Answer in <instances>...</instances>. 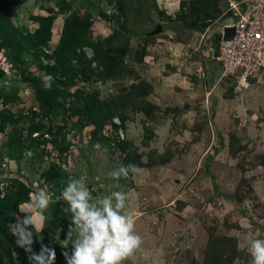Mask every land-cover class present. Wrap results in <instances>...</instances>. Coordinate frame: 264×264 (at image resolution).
Instances as JSON below:
<instances>
[{"label": "rangeland", "instance_id": "rangeland-1", "mask_svg": "<svg viewBox=\"0 0 264 264\" xmlns=\"http://www.w3.org/2000/svg\"><path fill=\"white\" fill-rule=\"evenodd\" d=\"M9 6L2 25L17 35L6 44L0 37L7 45L0 50V201L18 185L26 191L9 201L6 236L13 253L0 235V262L37 264L40 257L49 264L54 253L51 264H67L72 247L63 241L72 217L61 191L69 177H84L93 196L126 193L125 214L136 218L143 243L123 264H252L244 236L264 239V68L245 87L218 81L211 57L230 16L227 1L21 0ZM49 16L47 45L29 47L38 19ZM66 18L71 29L85 27L89 43L101 45L118 66L113 76L102 78L87 46L76 49L89 62L82 81L75 76L65 85V77L42 68L55 66L50 53ZM157 26L160 32L150 35ZM21 74L41 89L56 84L58 111L41 109ZM76 91L104 103L101 129L64 112L70 103L80 107ZM120 120L122 139L112 126ZM129 163L142 171L119 180L109 175ZM40 189L51 202L42 214L31 212L36 224L27 226L30 242L23 243L13 226L21 225V210Z\"/></svg>", "mask_w": 264, "mask_h": 264}, {"label": "clouds", "instance_id": "clouds-1", "mask_svg": "<svg viewBox=\"0 0 264 264\" xmlns=\"http://www.w3.org/2000/svg\"><path fill=\"white\" fill-rule=\"evenodd\" d=\"M220 80L218 70V81ZM94 147L101 149L99 142ZM141 171L139 166L129 163L121 164L109 175L119 180ZM3 187L4 185H0V188ZM61 199L67 205L65 212H70L72 217L63 241V247H72L70 256L65 253L67 264H123L142 245V237L135 232L136 218L124 211L127 207L126 193L116 191L110 195L93 196L84 177H69L61 191ZM50 202L51 195L47 189H40L32 195L28 208L21 210L26 214L25 218L18 229L17 226L13 227L14 234L19 235L23 243L30 242L24 239L27 226L36 224L31 212L38 210L42 214ZM40 219H43L42 215ZM244 240L252 257V264H264V239L248 232ZM54 258V253L50 254L49 264ZM35 259L37 264H44L40 257Z\"/></svg>", "mask_w": 264, "mask_h": 264}, {"label": "trees", "instance_id": "trees-1", "mask_svg": "<svg viewBox=\"0 0 264 264\" xmlns=\"http://www.w3.org/2000/svg\"><path fill=\"white\" fill-rule=\"evenodd\" d=\"M21 0H0V10L2 11V15H0V28L4 30H0V37L4 41V43L8 42L12 38H14V35L16 33V30H7L5 29V24L8 22L7 16L8 12L12 11L13 8L11 6H16L18 3H20ZM11 3V4H10ZM6 6L10 7L8 10H6ZM52 17H45L38 19V28L33 32V35L31 36L29 47L31 48H40L45 47L47 45V42L49 41V26L51 23ZM64 27L61 30L58 38V43L54 48L51 49L50 57L54 60L55 66H42V68L52 75L59 73V76L65 77V85L71 84V80L78 76L80 78V81H82L81 77H86L84 71H88L90 73L89 69V62L84 59V56L82 52H76V49L81 48L82 46H87L90 48L92 52V60L97 63V65H100L102 67L101 76L103 77H109L113 76L118 66L116 64H112L111 60L109 59V56L102 51L100 44H91L84 36L85 33V27L84 26H77L75 23H73L72 29L70 27V21L67 20V18L64 20ZM7 27V26H6ZM8 31V32H6ZM10 37H12L10 39ZM105 42H109V40H106ZM5 43V44H6ZM0 44V50L5 49L7 45ZM107 52V51H106ZM15 55V54H14ZM15 57V56H14ZM13 55H11L10 59L11 62L14 61ZM69 58H72L76 64H72L69 61ZM40 67V65H38ZM0 71V76H1ZM81 76V77H80ZM91 76V75H89ZM89 78V77H88ZM21 81L23 83L30 84L36 97V101L41 109L46 111V113H51L58 111L59 104L56 102V97L58 95V89L56 84H51V86L48 89H41L38 87L39 82L37 79L29 76H24L21 74ZM59 83V82H58ZM135 88L134 86L132 89ZM81 96V98H80ZM75 102L77 104H80V107L74 106L72 103H70V106L64 110V112H67L70 116H76L77 117V123L79 125L84 124H92L95 127V130L101 129V127L104 125V117L106 118L107 115H104L101 111L104 108V103L101 101H98L96 96L90 95L85 96L83 92L76 91L74 93ZM86 98V99H85ZM105 107L108 111L111 110V108L105 104ZM115 110H111L110 112H114ZM2 120L5 121V118L2 117ZM6 122V121H5ZM116 129H120L121 131L124 130V127L122 125V120H120V123L118 125H112ZM31 130L38 131L39 127H33ZM92 132V134H94ZM19 187L16 189V192L10 193L8 197L6 198V201H3L1 199L0 201V235L3 238L2 241L4 242V245L6 246V251L8 254L13 253V243L14 241L12 238H7L6 234V226L8 223H10V211L11 210V203L9 201L13 198H18L22 196V192L24 190L23 186L18 185ZM26 191V190H24ZM5 224V227L4 225ZM1 261V260H0ZM2 264V262H0Z\"/></svg>", "mask_w": 264, "mask_h": 264}, {"label": "built area", "instance_id": "built-area-1", "mask_svg": "<svg viewBox=\"0 0 264 264\" xmlns=\"http://www.w3.org/2000/svg\"><path fill=\"white\" fill-rule=\"evenodd\" d=\"M230 16L217 34L211 60L219 70V79H230L246 86L248 79L264 68V0H226ZM224 29H232L224 40ZM121 137V131H117Z\"/></svg>", "mask_w": 264, "mask_h": 264}, {"label": "water", "instance_id": "water-1", "mask_svg": "<svg viewBox=\"0 0 264 264\" xmlns=\"http://www.w3.org/2000/svg\"><path fill=\"white\" fill-rule=\"evenodd\" d=\"M161 30V27L160 26H157L152 32H150L149 34L150 35H154L158 32H160ZM232 35V29H224V33H223V39L224 40H227V39H230Z\"/></svg>", "mask_w": 264, "mask_h": 264}]
</instances>
